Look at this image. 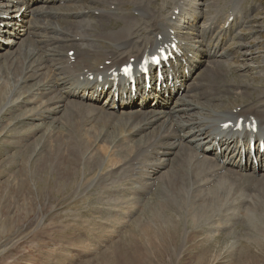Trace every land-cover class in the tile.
<instances>
[{
	"label": "rangeland",
	"instance_id": "obj_1",
	"mask_svg": "<svg viewBox=\"0 0 264 264\" xmlns=\"http://www.w3.org/2000/svg\"><path fill=\"white\" fill-rule=\"evenodd\" d=\"M187 1V6L193 8L195 1ZM196 2L201 4V18L197 26L196 18L188 23L200 29L210 22L209 26L216 29L207 47L214 49L217 45V51L228 53V58L206 74L200 66L191 85L204 94L200 97L202 104L213 93L210 104L216 106L222 97L225 102L233 101L227 104L229 107L249 111L264 101V0H240L239 17L248 18L236 28L238 34L234 31L235 23L240 21L237 15L230 33L225 27L230 13L224 24V18L221 21L218 16H224L232 0ZM66 4L77 7L72 13L62 10L54 20L60 28L75 21L79 11L102 7V1L92 0ZM132 7L129 3L122 8L136 17ZM233 7L236 5L230 11L235 13ZM103 30L112 31L107 27ZM232 36L237 38L228 40ZM183 39L191 42L185 35ZM68 47L57 50L65 55L70 52ZM23 58L0 66V264H264V180L259 179L263 177H251L250 169L240 175L224 170L221 178L226 184L220 190L223 196L215 204L206 202L209 207L204 210L199 209L204 201H187L186 213L183 203H175L170 188L163 189L171 178V169L151 172L149 167L157 163L158 151L142 153L147 143L144 145L139 136L129 137L126 128L117 124L120 113L112 121L99 115L85 122L77 120L79 126L72 132H66L65 126L53 131L48 121L39 120L42 103L51 96L42 88L48 79L45 74L21 85L28 88L24 94L17 91L9 96ZM11 65L18 68L15 73L10 72ZM91 104L86 100L83 109L94 110ZM103 104L100 101L97 112L106 108ZM37 125L42 128L39 132L34 130ZM147 159L151 160L146 163ZM144 176L151 178L153 186ZM228 176L232 177L230 181ZM212 181L209 178L208 184ZM214 181V186L205 188L207 201L219 190V182ZM204 187L201 184L200 188Z\"/></svg>",
	"mask_w": 264,
	"mask_h": 264
},
{
	"label": "bare ground",
	"instance_id": "obj_2",
	"mask_svg": "<svg viewBox=\"0 0 264 264\" xmlns=\"http://www.w3.org/2000/svg\"><path fill=\"white\" fill-rule=\"evenodd\" d=\"M74 1L44 0L43 6L38 5L39 0H0V66L6 67V62L14 64L19 57H24L19 70L12 65L9 66L11 73L19 71L9 96H14L17 91L24 94L28 88L21 85L29 84L41 73L45 74L48 79L47 82L44 81L45 84L42 83V88L51 96L42 103L39 120L48 121L53 131L65 126V131L69 132L76 125L79 126L77 120L85 122L87 118L98 115L112 121L111 119L120 113V123L117 124L123 129L126 128L129 137L139 136L144 139V145L147 143L142 153L158 151L154 153L157 163L149 167L151 172H160L167 167L171 169V178L164 183L163 189L170 188V193L175 195V203H183L182 208L186 213L189 210L187 201H204L199 204V209L204 210L209 207L206 202L215 204L223 196L220 190L226 184V179L221 178L224 170L230 169L238 174H244L250 169L251 177H263L259 179L264 180V154L252 160L247 152L243 154L242 151L244 142H247L248 147L251 141L264 139V101L253 105L251 110L247 111L243 107H229L227 104H233V101L225 102L222 97L214 106L210 104L214 98V94L211 93L202 104L200 100L204 94L200 93L201 89L195 85L192 87V83H189L201 65L204 66L203 72L206 74L223 58H228V53L222 51L218 56L217 45L214 49L207 47L214 29L209 26L210 22L200 29L193 28L188 23L196 18L194 22L197 26V21L201 18V8L198 7L201 5L200 2L198 4L197 0H194V7L190 8L187 6V0H161L160 4L156 3L157 0H92L93 3L102 1V7L79 9L81 11L76 13L75 21L69 23L67 28L58 27L54 19L62 14L63 9H69L72 13L77 6L71 7L66 3ZM61 3L66 5L61 8L54 7ZM129 3L138 18L132 16L131 12L126 14L123 11L122 7ZM166 8L168 11H165ZM31 15L36 18L30 19ZM229 15H234V11H230ZM92 17L96 20L93 21ZM233 26L232 21L226 32H233ZM103 27L112 31L106 32ZM179 30L183 32H178ZM180 34H184L186 40L191 42H186L183 39L184 35ZM216 38L219 39L218 36ZM171 42H176L183 54L171 65V80L161 82V92L153 91L143 97L144 85L140 87L137 83V96L143 99L138 105L141 109L126 111V108L133 106L135 101L126 85L120 83L111 93V98L104 102L107 104L106 106L103 104L106 108L96 111L100 97L104 95L99 89L103 90L106 86L108 89L111 88L110 72L119 70L131 60L140 64L145 54H153L158 47ZM67 45H70L68 47L70 51L76 50L72 56H69L70 52L62 55L57 50ZM70 57H74L73 60H70ZM50 68L55 70L56 74ZM99 77H102L101 82L98 81ZM196 87L198 93L194 90ZM116 91L120 96L118 103L112 96ZM148 99L151 100V104H148ZM86 100L92 103L90 106L94 110L83 109ZM32 113L33 110L25 114V117L29 118ZM241 118L243 127L237 130L235 125ZM227 122L232 124L222 128ZM247 123L258 125L255 134L247 130ZM41 129V125L34 128L37 132ZM149 160L151 159H147L146 163ZM151 163L152 161L148 165ZM142 178L147 184H153H150V177ZM209 178L213 180L210 184ZM231 179L232 177L228 176L227 180ZM214 180L219 182L217 188L219 190L214 191L210 195L211 200L207 201L208 193L205 188L214 186ZM201 184L205 185L203 189L200 188ZM175 207L179 208L178 205ZM165 239L164 241L168 238ZM162 243L161 241L160 244Z\"/></svg>",
	"mask_w": 264,
	"mask_h": 264
},
{
	"label": "snow or ice",
	"instance_id": "obj_3",
	"mask_svg": "<svg viewBox=\"0 0 264 264\" xmlns=\"http://www.w3.org/2000/svg\"><path fill=\"white\" fill-rule=\"evenodd\" d=\"M225 126H227V125H225Z\"/></svg>",
	"mask_w": 264,
	"mask_h": 264
}]
</instances>
